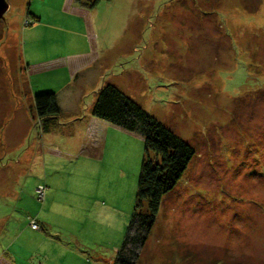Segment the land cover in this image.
Listing matches in <instances>:
<instances>
[{
  "label": "rangeland",
  "instance_id": "rangeland-1",
  "mask_svg": "<svg viewBox=\"0 0 264 264\" xmlns=\"http://www.w3.org/2000/svg\"><path fill=\"white\" fill-rule=\"evenodd\" d=\"M6 1L0 264H112L143 141L91 115L105 83L194 148L133 264H264V0Z\"/></svg>",
  "mask_w": 264,
  "mask_h": 264
},
{
  "label": "trees",
  "instance_id": "trees-1",
  "mask_svg": "<svg viewBox=\"0 0 264 264\" xmlns=\"http://www.w3.org/2000/svg\"><path fill=\"white\" fill-rule=\"evenodd\" d=\"M33 17L31 21L38 20L37 16ZM33 105L41 118L42 128L48 130L50 123L61 112L55 92L35 93ZM90 113L142 137L143 153L134 205L112 261V264H133L131 255L125 252L126 244L132 241L137 245L143 243L163 196L178 181L194 154V148L112 83H105L97 89Z\"/></svg>",
  "mask_w": 264,
  "mask_h": 264
},
{
  "label": "water",
  "instance_id": "water-1",
  "mask_svg": "<svg viewBox=\"0 0 264 264\" xmlns=\"http://www.w3.org/2000/svg\"><path fill=\"white\" fill-rule=\"evenodd\" d=\"M8 7V3L6 0H0V18L3 17V14L5 12V10Z\"/></svg>",
  "mask_w": 264,
  "mask_h": 264
},
{
  "label": "built area",
  "instance_id": "built-area-1",
  "mask_svg": "<svg viewBox=\"0 0 264 264\" xmlns=\"http://www.w3.org/2000/svg\"><path fill=\"white\" fill-rule=\"evenodd\" d=\"M37 190H39V192H37L36 195L39 196V197L43 196V188L42 187H37ZM40 193H41V195H40ZM31 225H32L33 228H35L36 223L34 221H32Z\"/></svg>",
  "mask_w": 264,
  "mask_h": 264
},
{
  "label": "crops",
  "instance_id": "crops-1",
  "mask_svg": "<svg viewBox=\"0 0 264 264\" xmlns=\"http://www.w3.org/2000/svg\"><path fill=\"white\" fill-rule=\"evenodd\" d=\"M37 23H38L37 21H31L30 25H37ZM81 35H82V34H81ZM86 36H88V34H87ZM80 51H81V50H79L78 52L80 53Z\"/></svg>",
  "mask_w": 264,
  "mask_h": 264
}]
</instances>
